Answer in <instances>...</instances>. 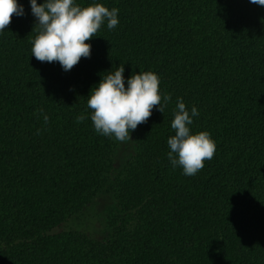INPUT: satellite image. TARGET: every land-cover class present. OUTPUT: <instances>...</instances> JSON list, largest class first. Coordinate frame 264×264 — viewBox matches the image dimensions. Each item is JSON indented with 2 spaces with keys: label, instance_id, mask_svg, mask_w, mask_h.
Listing matches in <instances>:
<instances>
[{
  "label": "trees",
  "instance_id": "16d2710c",
  "mask_svg": "<svg viewBox=\"0 0 264 264\" xmlns=\"http://www.w3.org/2000/svg\"><path fill=\"white\" fill-rule=\"evenodd\" d=\"M17 3L0 32V264H264V6L75 0L118 9L119 24L66 72L32 56L37 20ZM120 65L126 87L151 71L171 95L125 142L96 132L87 105ZM181 98L199 113L191 134L216 142L194 176L168 158Z\"/></svg>",
  "mask_w": 264,
  "mask_h": 264
},
{
  "label": "clouds",
  "instance_id": "9594fccd",
  "mask_svg": "<svg viewBox=\"0 0 264 264\" xmlns=\"http://www.w3.org/2000/svg\"><path fill=\"white\" fill-rule=\"evenodd\" d=\"M30 3L37 20L34 30L38 32L32 56L40 62H59L66 72L71 71L82 58L91 56L92 46L87 42L96 36L105 21L110 30L119 24V10H109L99 3L83 8L76 5L75 0H46L43 5L30 0ZM251 3L264 6V0H251ZM14 15H24L23 6L17 0H0V32L8 28ZM124 72V65H120L115 71L103 75L87 101L96 132L114 136L120 142L132 140L130 132L146 123L157 106L163 113L167 102L171 101V95L160 94V78L154 72L133 73L127 80V87ZM177 109L171 123L175 135L167 141L170 147L168 158L174 168L179 166L183 169L185 176H194L204 168L205 161L213 159L216 142L207 131L191 134L189 125L193 123L192 117L199 115L195 107L190 115L181 98ZM39 112L43 113V110ZM86 118L79 115L77 123ZM43 119L45 124L49 122L46 114Z\"/></svg>",
  "mask_w": 264,
  "mask_h": 264
},
{
  "label": "rangeland",
  "instance_id": "374dc122",
  "mask_svg": "<svg viewBox=\"0 0 264 264\" xmlns=\"http://www.w3.org/2000/svg\"><path fill=\"white\" fill-rule=\"evenodd\" d=\"M125 147L123 148V150H121V154L123 156H126L128 154V152H129V146L125 145ZM106 205H107V199L106 198H101V197L97 199V202L95 204V206H97L96 207L97 209H103L104 207H106Z\"/></svg>",
  "mask_w": 264,
  "mask_h": 264
}]
</instances>
